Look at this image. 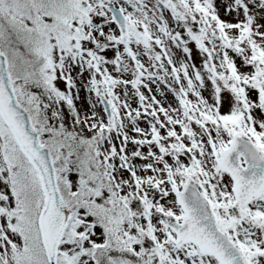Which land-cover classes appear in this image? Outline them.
Masks as SVG:
<instances>
[{
	"label": "snow or ice",
	"instance_id": "snow-or-ice-1",
	"mask_svg": "<svg viewBox=\"0 0 264 264\" xmlns=\"http://www.w3.org/2000/svg\"><path fill=\"white\" fill-rule=\"evenodd\" d=\"M0 264H264V0H0Z\"/></svg>",
	"mask_w": 264,
	"mask_h": 264
}]
</instances>
